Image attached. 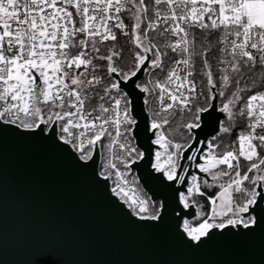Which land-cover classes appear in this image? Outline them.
Here are the masks:
<instances>
[{"label": "snow or ice", "instance_id": "snow-or-ice-1", "mask_svg": "<svg viewBox=\"0 0 264 264\" xmlns=\"http://www.w3.org/2000/svg\"><path fill=\"white\" fill-rule=\"evenodd\" d=\"M5 138L147 243L264 242V0H0Z\"/></svg>", "mask_w": 264, "mask_h": 264}, {"label": "water", "instance_id": "water-1", "mask_svg": "<svg viewBox=\"0 0 264 264\" xmlns=\"http://www.w3.org/2000/svg\"><path fill=\"white\" fill-rule=\"evenodd\" d=\"M140 170H137L139 173ZM37 245L62 264H264V242L193 253L147 243L128 229L101 191L67 172L37 170L5 138L0 154V264H29Z\"/></svg>", "mask_w": 264, "mask_h": 264}]
</instances>
